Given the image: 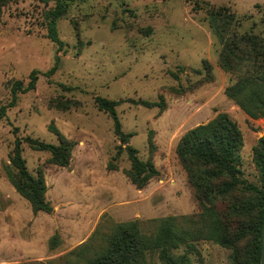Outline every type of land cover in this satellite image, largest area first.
Listing matches in <instances>:
<instances>
[{
	"label": "rangeland",
	"instance_id": "374dc122",
	"mask_svg": "<svg viewBox=\"0 0 264 264\" xmlns=\"http://www.w3.org/2000/svg\"><path fill=\"white\" fill-rule=\"evenodd\" d=\"M52 4L12 0L0 6V107L10 101L12 83L40 72L35 89L18 94L0 122V264H62L58 259L87 242L101 222L146 223L200 212L175 150L189 129L226 113L243 137L242 177L260 185L253 148L264 141V119H251L224 89L238 72L219 64L221 43L208 12L226 8L237 21L232 29L264 39V0H71L57 21L62 47L47 38ZM59 57L57 71L43 75ZM205 64H208L206 67ZM120 102L121 130L140 160L151 156L157 175L137 188L124 175L130 168L110 117L95 99ZM134 101H163L147 108ZM53 125L75 142L69 165L49 163L50 154L22 144L28 171L41 169L51 213H33L7 179L16 137L57 145ZM219 203L217 209L225 210ZM148 227L145 226V229ZM145 231V230H144ZM57 235L59 245L49 248ZM170 251L189 264H229L230 251L207 240ZM148 264H161L157 254ZM187 264V262H185Z\"/></svg>",
	"mask_w": 264,
	"mask_h": 264
},
{
	"label": "trees",
	"instance_id": "16d2710c",
	"mask_svg": "<svg viewBox=\"0 0 264 264\" xmlns=\"http://www.w3.org/2000/svg\"><path fill=\"white\" fill-rule=\"evenodd\" d=\"M12 0H0V6ZM52 4L46 15L47 38L62 47L57 31V21L62 18L71 0H37ZM210 27L221 43L219 64L229 73L238 72L234 82L224 89L225 96L251 119H264V39L253 35L237 34L232 25L237 21L226 8H213L208 12ZM55 64L43 75H54ZM208 64H205L206 67ZM40 72L32 71L29 81L23 86L20 81L12 83L10 101L0 107V122L7 109L17 103L18 94L35 89ZM147 108L163 109L161 102L134 101ZM120 102L97 97L98 110L106 113L112 123L113 132L120 145L118 154L125 151L130 168L124 175L137 188L144 187L157 175L151 156L154 151L152 138H148L150 156L142 161L137 151L128 145L132 137L121 130L115 107ZM58 139L57 145L45 143L31 137H16L9 156L11 168L7 179L15 191L30 205L33 213H51L46 200L44 174L38 169L31 174L22 156V144L32 150L50 154L49 163L67 167L75 142L65 138L53 125L49 126ZM243 137L236 122L226 113L217 114L206 124L186 131L176 145L177 159L193 188L200 212L188 217H165L146 223L128 221L111 224L101 222L87 242L58 259L62 264H148L149 256L157 254L161 264H189L186 256L173 257L170 251L182 244L189 248L192 242L207 240L230 251L229 264H260L261 233L264 221V141L259 139L253 148V160L258 170L260 185L245 180L240 169L239 154ZM225 204L223 211L217 205ZM145 226L148 228L145 229ZM145 230V231H144ZM59 237L49 239V248L59 245ZM49 264H53L50 262Z\"/></svg>",
	"mask_w": 264,
	"mask_h": 264
},
{
	"label": "water",
	"instance_id": "95a60500",
	"mask_svg": "<svg viewBox=\"0 0 264 264\" xmlns=\"http://www.w3.org/2000/svg\"><path fill=\"white\" fill-rule=\"evenodd\" d=\"M260 264H264V221H263L262 233H261Z\"/></svg>",
	"mask_w": 264,
	"mask_h": 264
}]
</instances>
